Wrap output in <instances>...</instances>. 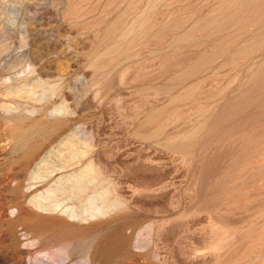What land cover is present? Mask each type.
I'll return each instance as SVG.
<instances>
[{"label":"rangeland","instance_id":"obj_1","mask_svg":"<svg viewBox=\"0 0 264 264\" xmlns=\"http://www.w3.org/2000/svg\"><path fill=\"white\" fill-rule=\"evenodd\" d=\"M47 153L115 210L23 214L11 168ZM117 224L134 264H264V0H0V264L82 263Z\"/></svg>","mask_w":264,"mask_h":264},{"label":"bare ground","instance_id":"obj_2","mask_svg":"<svg viewBox=\"0 0 264 264\" xmlns=\"http://www.w3.org/2000/svg\"><path fill=\"white\" fill-rule=\"evenodd\" d=\"M16 139L18 145L22 146L32 141H38L40 138L38 139L36 135L20 134ZM53 140H59V138L55 136ZM61 142L64 146L63 150L70 151L69 142L73 141L71 139L69 140V136L67 135L62 138ZM31 146L36 150L42 147L40 142H35V145ZM30 148V151H33L32 147ZM63 150L60 151L62 152ZM59 152L57 154H59ZM65 153L66 152L64 151V155ZM76 155H78V153ZM31 157H29V159ZM56 162L57 161L48 154L33 168V165L31 166V164L24 163H22L23 165L21 166H14L11 168V180L18 183V186L16 188L14 187L11 191L14 194L26 193L27 195L28 193L25 204L20 206L23 214L37 219L40 216L33 210V208H36L48 213L61 212L62 214L71 217L84 215L86 217L94 218L97 215H106L115 210V206L107 204L109 199L108 189L103 188L100 182H98V179L92 176L91 172L95 169L91 165L86 163V166H83V164L80 163V167L77 168L73 167V164L66 159L61 160L59 163ZM98 175L100 174H97V177ZM119 215H121V212ZM130 226L132 225L117 224L114 229H109L104 232V234L98 239L93 253L82 263L77 262L74 264H106L109 262L134 264L131 261L124 259L131 243L130 236L125 230ZM152 226V223L147 225V229L151 230ZM65 261L66 258H62L59 264H66Z\"/></svg>","mask_w":264,"mask_h":264}]
</instances>
